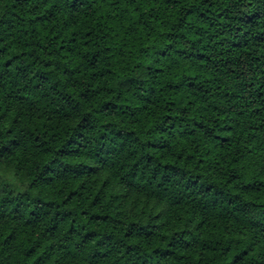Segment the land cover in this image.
I'll list each match as a JSON object with an SVG mask.
<instances>
[{"label":"trees","instance_id":"16d2710c","mask_svg":"<svg viewBox=\"0 0 264 264\" xmlns=\"http://www.w3.org/2000/svg\"><path fill=\"white\" fill-rule=\"evenodd\" d=\"M0 264H264V0H0Z\"/></svg>","mask_w":264,"mask_h":264}]
</instances>
